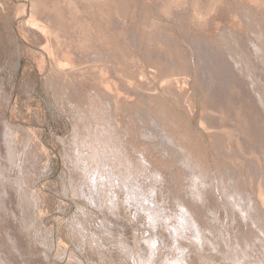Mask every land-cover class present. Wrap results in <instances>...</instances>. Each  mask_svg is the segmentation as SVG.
<instances>
[{
	"label": "rangeland",
	"instance_id": "obj_1",
	"mask_svg": "<svg viewBox=\"0 0 264 264\" xmlns=\"http://www.w3.org/2000/svg\"><path fill=\"white\" fill-rule=\"evenodd\" d=\"M263 49L264 0H0V264H264Z\"/></svg>",
	"mask_w": 264,
	"mask_h": 264
},
{
	"label": "bare ground",
	"instance_id": "obj_2",
	"mask_svg": "<svg viewBox=\"0 0 264 264\" xmlns=\"http://www.w3.org/2000/svg\"><path fill=\"white\" fill-rule=\"evenodd\" d=\"M44 1H45V0H44ZM67 1H68V0H67ZM81 2H82V1H81ZM116 2H117V1H116ZM118 2H119V0H118ZM134 2H135V1H134ZM75 3H76V2H75ZM91 3H92V2H91ZM125 3H126V2H125ZM46 4H47V3H46ZM65 4H66V3H65ZM69 4H70V2H69ZM72 4H73V3H72ZM76 4H77V3H76ZM123 4H124V3H123ZM93 5H94V4H93ZM112 5H113V4H112ZM121 5H122V4H121ZM87 6H88V5H87ZM124 6H125V5H124ZM136 6H137V5H136ZM143 6H144V5H143ZM57 7H59V5H58ZM64 7H65V6H64ZM80 7H81V6H80ZM101 7H102V6H101ZM120 8H121V7H120ZM44 9H46V8H44ZM49 9H50V8H49ZM49 9H48V10H49ZM57 9H58V8H57ZM62 9H63V7H62ZM73 9H74V8H73ZM79 9H80V8H79ZM110 9H111V8H110ZM131 9H132V8H131ZM261 9H262V8H261ZM95 10H96V9H95ZM103 10H104V9H103ZM127 10H128V9H127ZM133 10H134V9H133ZM39 11H40V10H39ZM45 11H46V10H45ZM54 11H55V10H54ZM93 11H94V10H93ZM36 12H37V11H36ZM65 12H66V11H65ZM110 12H111V11H110ZM113 12H114V11H113ZM78 13H79V12H78ZM84 13H85V12H84ZM135 13H136V12H135ZM242 13H243V12H242ZM44 14H45V13H44ZM46 14H47V13H46ZM57 14H58V13H57ZM81 14H82V13H81ZM24 15H25V14H24ZM47 15H48V14H47ZM54 15H55V14H54ZM67 15H68V14H67ZM76 15H77V13L75 14V16H76ZM95 15H96V14H95ZM106 15H107V14H106ZM73 16H74V15H73ZM86 16H87V15H86ZM98 16H99V13H98ZM101 16H102V15H101ZM126 16H127V15H126ZM43 17H44V16H43ZM48 17H49V16H48ZM76 17H77V16H76ZM261 17H262V16H261ZM70 18H71V17H70ZM82 18H83V17H82ZM49 19H50V17H49ZM88 19H89V18H88ZM92 19H93V18H92ZM95 19H96V18H95ZM97 19H98V18H97ZM106 19H107V18H106ZM38 20H39V19H38ZM72 20H73V19H72ZM77 20H78V19H77ZM89 20H90V19H89ZM137 20H138V19H137ZM40 21H41V20H40ZM58 21H59V20H58ZM80 21H81V20H80ZM91 21H92V20H91ZM110 21H111V20H110ZM116 21H117V20H116ZM89 22H90V21H89ZM112 22H113V21H112ZM133 22H134V21H133ZM49 23H52V22L49 21ZM75 23H76V22H75ZM86 23H87V22H86ZM91 23H92V22H91ZM104 23H105V21H104ZM116 23H117V22H116ZM150 23H151V22H150ZM45 24H46V23H45ZM47 24H48V23H47ZM56 24H57V23H56ZM113 24H114V22H113ZM48 25H49V24H48ZM52 25H54V24H52ZM57 25H58V24H57ZM67 25H68V24H67ZM67 25H66V26H67ZM93 25H94V24H93ZM99 25H100V24H99ZM103 25H104V24H103ZM133 25H134V24H133ZM133 25H132V26H133ZM145 25H146V24H145ZM151 25H152V24H151ZM97 26H98V25H97ZM114 26H115V25H114ZM123 26H124V25H123ZM155 26H156V25H155ZM157 26H158V25H157ZM51 27H52V26H51ZM108 27H109V26H108ZM110 27H111V26H110ZM133 27H134V26H133ZM138 27H140V26H138ZM94 28H95V27H94ZM121 28H122V27H121ZM125 28H126V27H125ZM41 29H42V27H41ZM63 29H64V28H63ZM65 29H66V28H65ZM108 29H109V28H108ZM112 29H113V28H112ZM112 29H111V30H112ZM145 29H146V28H145ZM154 29H155V28H154ZM200 29H201V28H200ZM66 30H67V29H66ZM73 30H74V29H73ZM96 30H97V29H96ZM114 30H115V27H114ZM114 30H113V31H114ZM109 32H110V31H109ZM119 32H120V31H119ZM133 32H134V31H133ZM148 32H149V31H148ZM52 33H53V32H52ZM100 33H101V32H100ZM153 33H154V32H153ZM82 34H83V33H82ZM86 34H87V33H86ZM130 34H131V33H130ZM145 34H146V33H145ZM50 35H51V34H50ZM143 35H144V34H143ZM112 36H113V35H112ZM114 36H115V35H114ZM116 36H117V35H116ZM119 36H120V35H119ZM119 36H117V37H119ZM107 37H108V35H107ZM148 37H149V36H148ZM120 38H121V37H120ZM49 39H50V38H49ZM54 39H55V38H54ZM226 39H227V38H226ZM125 40H126V39H125ZM125 40H124V41H125ZM50 41H51V40H50ZM95 41H96V40H95ZM114 41H115V40H114ZM232 41H233V39H232ZM238 41H239V40H238ZM253 41H254V40H253ZM242 42H243V41H242ZM41 43H42V42H41ZM106 43H107V42H106ZM232 43H233V42H232ZM43 44H44V43H43ZM112 44H113V43H112ZM118 44H120V43H118ZM54 45H55V44H54ZM58 45H59V44H58ZM60 45H61V44H60ZM114 45H115V44H114ZM232 45H233V44H232ZM62 46H63V45H62ZM105 46H106V45H105ZM235 46H236V45H235ZM58 47H59V46H58ZM106 47H107V46H106ZM89 48H90V47H89ZM111 48H112V47H111ZM51 49H52V48H51ZM54 49H55V48H54ZM56 49H57V48H56ZM82 49H83V48H82ZM109 49H110V48H109ZM127 49H128V48H127ZM229 49H230V48H229ZM233 49H234V48H233ZM75 50H76V49H75ZM120 50H121V49H120ZM242 50H243V49H242ZM61 51H62V50H61ZM64 51H65V50H64ZM93 51H94V50H93ZM116 51H117V53H118V50H116ZM151 51H153V50H151ZM263 51H264V49H263ZM263 51H262V52H263ZM126 52H128V51H126ZM157 52H158V50H157ZM160 52H161V51H160ZM234 52H235V51H234ZM86 53H87V52H86ZM92 53H94V52H92ZM95 53H96V52H95ZM153 53H154V52H153ZM236 53H237V52H236ZM260 53H261V52H260ZM70 54H71V53H70ZM83 54H84V52H83ZM96 54H97V53H96ZM103 54H104V53H103ZM120 54H121V53H120ZM120 54H119V55H120ZM158 54H159V53H158ZM227 54H228V53H227ZM262 54H263V53H262ZM78 55H79V54H78ZM107 55H108V54H107ZM156 55H157V54H156ZM160 55H162V53H160ZM179 55H180V54H179ZM232 55H233V53H232ZM82 56H83V55H82ZM82 56H81V57H82ZM87 56H88V55H87ZM89 56H90V55H89ZM115 56H116V55H115ZM132 56H133V55H132ZM235 56H236V54H235ZM240 56H241V57L243 56L242 53L240 54ZM90 57H91V56H90ZM97 57H98V56H97ZM108 57H109V56H108ZM126 57H128V56H126ZM152 57H153V56H152ZM230 57H232V56H230ZM237 57H238V56H237ZM261 57H264V56L262 55ZM62 58H63V56H62ZM100 58H101V57H100ZM121 58H122V57H121ZM165 58H166V57H165ZM169 58L171 59V57H169ZM179 58H180V57H179ZM182 58H183V57H182ZM226 58H227V57H226ZM233 58H234V57H233ZM242 58H243V57H242ZM85 59H86V58H85ZM251 59H252V58H251ZM60 60H62V59H60ZM115 60H116V59H115ZM243 60H244V59H243ZM259 60H260V59H259ZM261 60H262V59H261ZM141 61H142V60H141ZM182 61H183V60H182ZM233 61H235V59H234ZM240 61H241V60H240ZM78 62H79V61H78ZM118 62H119V61H118ZM123 62H124V61H123ZM123 62H122V63H123ZM139 62H140V61H139ZM156 62H157V61H156ZM169 62H170V60H169ZM177 62H178V61H177ZM250 62H251V61H249V64H251ZM179 63H180V62H179ZM262 63H264V62H262ZM160 64H161V63H160ZM165 64H167V62H166ZM244 64H245V63H244ZM247 64H248V63H247ZM247 64H246V65H247ZM81 65H82V64H81ZM100 65H101V64H100ZM112 65H113V64H112ZM114 65H115V64H114ZM240 65H241V64H240ZM109 66H110V65H109ZM155 66H156V65H155ZM158 66H159V65H158ZM183 66H184V65H183ZM235 66H236V65H235ZM237 66H238V65H237ZM240 67H241V66H240ZM82 68H83V67H82ZM101 68H102V67H101ZM109 68H110V67H109ZM112 68H113V67H112ZM236 68H238V67H236ZM247 68H248V67H247ZM55 69H57V68H55ZM120 69H121V68H120ZM120 69H119V70H120ZM169 69H170V67H169ZM176 69H177V68H176ZM180 69H181V68H180ZM180 69H179V71H180ZM184 69H185V68H184ZM59 70H60V69H59ZM67 70H68V69H67ZM248 70H249V69H248ZM69 71H70V70H69ZM83 71H84V70H83ZM164 71H165V70H164ZM59 72H60V71H59ZM71 72H72V71H71ZM75 72H76V69H75ZM87 72H88V71H87ZM94 72H95V70H94ZM119 72H120V71H119ZM246 72H247V71H246ZM111 73H112V72H111ZM115 73H116V72H115ZM159 73H160V72H159ZM254 73H255V72H254ZM50 74H51V73H50ZM64 74H65V73H64ZM77 74H78V73H77ZM68 75H69V73H68ZM82 75H83V74H82ZM100 75H101V74H100ZM117 75H118V74H117ZM50 76H51V75H50ZM102 76H103V75H102ZM107 76H108V75H107ZM127 76H128V75H127ZM155 76H156V75H155ZM163 76H164V75H163ZM67 77H68V76H67ZM96 77H97V76H96ZM129 77H130V76H129ZM252 77H253V76H252ZM117 78H118V76H117ZM133 78H134V77H133ZM133 78H132V79H133ZM54 79H55V78H54ZM85 79H86V78H85ZM108 79H109V77H108ZM120 79H121V78H120ZM165 79H166V78H165ZM179 79H180V78H179ZM113 80H114V79H113ZM81 81H82V80H81ZM83 81H84V80H83ZM97 81H99V80H97ZM126 81H128V80H126ZM129 81H130V80H129ZM140 81H141V80H140ZM252 81H253V80H252ZM262 81H263V77H262ZM94 82H95V81H94ZM53 83H54V81H53ZM63 83H64V82H63ZM97 83H98V82H97ZM113 83H114V81H113ZM136 83H137V82H136ZM144 83H145V82H144ZM257 83H258V82H257ZM263 83H264V82H263ZM56 84H57V83H56ZM74 84H75V83H74ZM122 84H123V82H122ZM169 84H171V83H169ZM253 84H255V83H253ZM60 85H61V84H60ZM69 85H70V84H69ZM96 85H97V84H96ZM124 85H125V84H124ZM263 85H264V84H263ZM91 86H92V85H91ZM139 86H140V85H139ZM146 86H147V85H146ZM121 87H122V85H121ZM143 87H144V86H143ZM154 87H155V86H154ZM79 88H80V87H79ZM116 88H117V87H116ZM260 88H261V87H259V89H260ZM262 88H263V86H262ZM262 88H261V89H262ZM85 89H86V88H85ZM95 89H96V88H95ZM177 89H178V88H177ZM180 89H181V88H180ZM259 89H257V90L255 89V90L257 91V93H258L259 96H260V100H259V102L261 101L262 104L264 105V90H263V89H262V90H261V89L259 90ZM65 90H66V89H65ZM74 90H75V89H74ZM82 90H83V89H82ZM135 90H136V89H135ZM92 91H93V90H92ZM111 91H112V90H111ZM131 91H132V89H131ZM131 91H130V92H131ZM177 91H178V90H177ZM179 91H180V90H179ZM217 91H218V88H217ZM71 92H72V91H71ZM125 92H126V91H125ZM137 92H138V91H137ZM90 93H91V92H90ZM106 93H107V92H106ZM109 93H110V92H109ZM140 93H141V92H140ZM142 93H143V92H142ZM146 93H148V92H146ZM179 93H180V92H179ZM66 94H67V93H66ZM73 94H74V92H73ZM81 94H82V93H81ZM103 94H104V92H103ZM151 94H152V93H151ZM220 94H221V93H220ZM71 95H72V94H71ZM110 96H111V94H110ZM125 96H126V95H125ZM138 96H139V95H138ZM151 96H152V95H151ZM221 96H222V94H221ZM247 96H248V95H247ZM249 96H250V95H249ZM106 97H107V96H106ZM219 97H220V96H219ZM231 97H232V96H231ZM86 98H87V97H86ZM128 98H129V97H128ZM128 98H127V99H128ZM160 98H162V97H160ZM163 98H164V97H163ZM213 98H215V95H214ZM241 98H242V97H241ZM70 99H71V98H70ZM123 99H124V98H123ZM234 99H235V98H234ZM245 99H246V98H245ZM245 99H244V100H245ZM80 100H81V99H80ZM100 100H101V99H100ZM105 100H106V99H105ZM133 100H134V99H133ZM138 100H139V99H138ZM161 100H162V99H161ZM167 100H168V99H167ZM215 100L217 101V99H215ZM238 100H239V99H238ZM78 101H79V99H78ZM88 101H89V100H88ZM123 101H124V100H123ZM208 101H209V100H208ZM248 101H249V100H248ZM104 102H105V101H104ZM129 102H130V101H129ZM158 102H159V100H158ZM176 102H177V100H176ZM206 102H207V101H206ZM221 102H222V101H221ZM221 102H220V103H221ZM229 102H230V100H229ZM239 102H240V101H239ZM79 103H80V102H79ZM83 103H85V102H83ZM156 103H157V102H156ZM209 103H210V101H209ZM216 103H217V102H216ZM223 103H225V102H223ZM253 103H254V102H253ZM75 104H76V103H75ZM102 104H103V103H102ZM106 104H107V103H106ZM138 104H139V103H138ZM161 104H163V103H161ZM204 104H205V103H204ZM258 104H259V103H258ZM258 104H257V105H258ZM87 105H88V104H87ZM225 105H226V104H225ZM80 106H81V105H80ZM110 106H111V104H110ZM116 106H117V105H116ZM137 106H138V105H137ZM139 106H140V105H139ZM210 106H211V105H210ZM226 106H227V105H226ZM235 106H236V105H235ZM260 106H262V105L260 104ZM127 107H128V105H127ZM152 107H153V106H152ZM206 107H207V106H206ZM217 107H218V104H217ZM217 107H216V108H217ZM230 107H231V106H230ZM84 108H85V107H84ZM150 108H151V107H150ZM172 108H173V107H172ZM185 108H186V107H185ZM216 108H215V109H216ZM108 109H109V108H108ZM232 109H234V108H232ZM139 110H140V109H139ZM139 110H138V111H139ZM163 110H164V109H163ZM165 110H166V107H165ZM235 110H236V109H235ZM122 111H123V109H122ZM138 111H137V112H138ZM159 111H160V110H159ZM227 111H228V110H227ZM232 111H233V110H232ZM248 111H249V110H248ZM101 112H103V111H101ZM112 112H114V111H112ZM119 112H120V111H119ZM135 112H136V111H135ZM233 112H234V111H233ZM260 112H261V111H260ZM110 113H111V112H110ZM126 113H127V112H126ZM126 113H125V114H126ZM163 113H164V112H163ZM163 113H162V114H163ZM166 113H168V112H166ZM169 113H170V112H169ZM179 113H180V112H179ZM224 113H225V112H224ZM249 113L251 114V112H249ZM258 113H259V112H258ZM262 113H263V112H262ZM118 114L120 115V113H118ZM139 114H140V112H139ZM146 114H147V113H146ZM162 114H161V115H162ZM220 114H221V113H220ZM240 114H241V113H240ZM77 115H78V113H77ZM87 115H89V114H87ZM121 115H122V114H121ZM126 115H127V114H126ZM147 115H148V114H147ZM221 115H222V114H221ZM230 115H231V113H230ZM89 116H90V115H89ZM114 116H116V115H114ZM114 116H113V118H114ZM143 116H144V115H143ZM150 116H151V115H150ZM150 116H147V117H149V119H150ZM159 116H160V115H159ZM168 116H169V115H168ZM215 116H216V115H215ZM218 116H220V115H218ZM226 116H227V115H226ZM255 116H256V115H255ZM82 117H83V116H82ZM172 117H173V116H172ZM172 117H171V118H172ZM212 117H213V116H212ZM221 117H222V116H221ZM262 117H264V116H262ZM87 118H88V117H87ZM107 118H108V117H107ZM134 118H135V117H134ZM143 118H144V117H143ZM152 118H153V116H152ZM169 118H170V116H169ZM171 118H170V119H171ZM201 118H202V117H201ZM210 118H211V116H210ZM214 118H215V117H214ZM251 118H252V116H251ZM253 118H254V117H253ZM256 118H257V117H256ZM258 118H259V117H258ZM78 119H79V118H78ZM111 119H112V118H111ZM149 119H148V120H149ZM153 119H154V118H153ZM155 119H156V118H155ZM185 119H186V118H185ZM143 120H144V119H143ZM150 120H151V119H150ZM156 120H157V119H156ZM156 120H155V122H156ZM176 120H177V119H176ZM205 120H206V119H205ZM207 120H208V119H207ZM212 120H213V119H211V121H212ZM228 120H229V119H228ZM262 120H263V119H262ZM79 121H80V120H79ZM92 121H93V120H92ZM100 121H101V120H100ZM106 121H107V120H106ZM133 121H134V120H133ZM141 121H142V119H141ZM157 121H158V120H157ZM169 121H170V120H169ZM172 121H173V120H172ZM223 121H224V120H223ZM236 121H237V120H236ZM244 121H245V118H244ZM84 122H85V121H84ZM108 122H109V121H108ZM147 122H148V121H147ZM150 122H151V121H150ZM152 122H153V121H152ZM159 122H160V121H159ZM238 122H239V121H238ZM259 122H260V121H259ZM259 122H258V123H259ZM262 122H263V121H262ZM174 123H175V122H174ZM188 123H189V122H188ZM205 123H206V122H205ZM231 123H232V122H231ZM239 123H240V122H239ZM258 123H257V125H258ZM263 123H264V122H263ZM125 124H126V123H125ZM129 124H130V123H129ZM144 124H145V123H144ZM207 124H208V123H207ZM259 124H261V123H259ZM112 125H113V124H112ZM126 125H127V124H126ZM133 125H134V124H133ZM162 125H163V124H162ZM172 125H174V124H172ZM181 125H182V124H181ZM212 125H213V123H212ZM214 125H215V123H214ZM229 125H230V123H229ZM235 125H236V124H235ZM239 125H240V124H239ZM88 126H89V125H88ZM88 126H87V127H88ZM106 126H107V125H106ZM106 126H105V127H106ZM109 126H110V125H109ZM114 126H115V125H114ZM127 126H128V125H127ZM141 126H142V125H141ZM144 126H145V125H144ZM157 126H158V125H157ZM168 126H169V125H168ZM175 126H176V125H175ZM230 126H231V125H230ZM96 127H97V126H96ZM96 127H95V128H96ZM110 127H111V126H110ZM115 127H116V126H115ZM123 127H124V126H123ZM150 127H151V126H150ZM155 127H156V126H154V128H155ZM160 127H161V126H160ZM160 127H159V128H160ZM165 127H166V126H165ZM176 127H177V126H176ZM249 127H250V126H249ZM108 128H109V127H108ZM127 128H128V127H127ZM130 128H131V127H130ZM145 128H146V127H145ZM162 128H163V127H162ZM222 128H223V127H222ZM233 128H234V126H233ZM253 128H254V127H253ZM106 129H107V128H106ZM122 129H123V128H122ZM135 129H136V128H135ZM149 129H151V128H149ZM166 129H167V128H166ZM215 129H216V128H215ZM101 130H102V129H101ZM109 130H110V132H111V129H109ZM115 130H116V128H115ZM125 130H126V129H125ZM129 130H131V129H129ZM133 130H134V129H133ZM153 130H155V129H153ZM217 130H218V129H217ZM241 130H242V129H241ZM77 131H78V130H77ZM106 131H107V130H106ZM137 131H138V130H137ZM140 131H141V130H140ZM150 131H151V130H150ZM165 131H166V130H165ZM255 131H256V130H255ZM81 132H82V131H81ZM114 132H115V131H114ZM123 132H124V131H123ZM129 132H130V131H129ZM131 132H132V131H131ZM131 132H130V133H131ZM222 132H224V131H222ZM256 132H257V131H256ZM260 132H261V131H260ZM106 133H107V132H106ZM117 133H118V132H117ZM166 133H167V132H166ZM169 133H170V132H169ZM262 133H263V132H262ZM262 133H261V135H262ZM124 134L126 135L125 132H124ZM135 134H136V133H135ZM162 134H163V133H162ZM173 134H174V133H173ZM224 134H225V132H224ZM230 134H231V133H230ZM110 135H112V134H110ZM116 135H117V134H116ZM169 135H170V134H169ZM113 136H115V135H113ZM119 136H120V134H118V138L120 139ZM133 136H134V135H133ZM155 136H156V135H155ZM212 136H213V135H212ZM108 137H109V136H108ZM161 137H162V136H161ZM170 137H171V136H170ZM175 137H176V136H175ZM118 138H117V139H118ZM186 138H187V137H186ZM197 138H198V137H197ZM201 138H202V137H201ZM226 138H227V137H226ZM254 138H256V137H254ZM111 139H112V137H111ZM115 139H116V138H114V140H115ZM117 139H116V140H117ZM122 139H123V138H122ZM164 139H165V138H164ZM260 139H261V138H260ZM260 139H258V140L260 141ZM262 139H263V138H262ZM120 140H121V139H120ZM123 140H124V139H123ZM123 140H122V141H123ZM166 140H167V139H166ZM172 140L174 141V139H172ZM225 140H226V139H225ZM263 140H264V139H263ZM175 141H176V140H175ZM200 141H201V140H200ZM228 141H229V140H228ZM241 141H242V140H241ZM253 141H254V140H253ZM115 142H116V141H115ZM171 142H172V141H171ZM171 142H170V143H171ZM214 142H216V140H215ZM109 143H110V142H109ZM122 143H123V142H122ZM168 143H169V141H168ZM175 143H176V142H175ZM178 143H179V142H178ZM180 143H181V142H180ZM212 143H213V142H212ZM222 143H223V142H222ZM112 144H113V142H112ZM117 144H118V142H117ZM166 144H167V143H166ZM176 144H177V143H176ZM223 144H224V143H223ZM250 144H251V142H250ZM118 145H119V144H118ZM118 145H117V146H118ZM120 145H121V144H120ZM167 145H168V144H167ZM173 145H175V144H173ZM177 145H178V144H177ZM177 145H176V146H177ZM218 145H219V144H218ZM225 145H226V143H225ZM239 145H240V144H239ZM258 145H259V143H258ZM179 146H180V145H178V150L176 149L177 151H179ZM206 146H207V145H206ZM118 147H119V146H118ZM118 147H117V148H118ZM170 147H171V146H170ZM173 147H174V146H173ZM180 147H181V146H180ZM222 147H223V145H222ZM259 147H260V146H259ZM119 148H120V147H119ZM174 148H177V147H174ZM181 148H182V147H181ZM187 148H188V146H187ZM253 148H254V147H253ZM255 148H256V146H255ZM263 148H264V147H263ZM122 149H123V147H122ZM126 149H128V148H126ZM145 149H146V148H145ZM183 149H184V148H183ZM183 149H181V151H182ZM185 149H186V148H185ZM149 150H150V149H149ZM164 150H165V149H164ZM173 150H175V149H173ZM181 151H179V153L182 155L181 157L183 158L184 153L182 154ZM225 151H226V150H225ZM234 151H235V150H234ZM128 152H129V151H128ZM149 152H150V151H149ZM186 152H187V150H186ZM190 152H191V151H190ZM236 152H237V151H236ZM261 152H262V151H261ZM126 153H127V151H126ZM239 153H240V152H239ZM258 153H259V152H258ZM263 153H264V152H263ZM263 153H262V154H263ZM185 154H186V153H185ZM212 154H213V153H212ZM234 154H235V153H234ZM125 155H126V154H125ZM169 155H170V153H169ZM173 155H174V154H173ZM176 155H177V154H176ZM189 155H190V153H189ZM222 155H223V154H222ZM222 155H221V156H222ZM232 155H233V154H232ZM129 156H130V155H129ZM224 156H225V155H224ZM142 157H143V156H142ZM173 157H174V156H173ZM177 157H178V156H177ZM179 157H180V155H179ZM181 157H180V158H181ZM189 157H190V156H189ZM195 157H196V156H195ZM207 157H208V155H207ZM242 157H243V156H242ZM143 158H144V157H143ZM180 158H179V159H180ZM252 158H253V157H252ZM259 158H261V157H259ZM96 159H97V158H96ZM124 159H125V158H124ZM223 159H224V158H223ZM240 159H241V157H240ZM92 160H93V159H92ZM94 160H95V159H94ZM126 160H127V158H126ZM139 160H140V159H139ZM132 161H133V159H132ZM148 161H149V160H148ZM183 161H185V160L183 159ZM187 161H188V160H187ZM191 161H192V159H190L189 162L191 163ZM195 161H197V160L195 159ZM236 161H237V160H236ZM136 162H137V161H136ZM181 162H182V161H181ZM189 162H188V164H190ZM226 162H227V161H226ZM237 162H238V161H237ZM245 162H246V160H245ZM248 162H249V161H248ZM248 162H247V163H248ZM255 162H256V161H255ZM147 163H148V162H147ZM185 163H187V162L185 161ZM185 163H181V164H184V165H185ZM194 164H195V163H194ZM194 164H193V165H194ZM197 164H198V163H197ZM229 164H230V163H229ZM140 165H141V164H140ZM150 165H151V164H150ZM193 165H192V168H193ZM204 165H205V164H204ZM255 165H256V164H255ZM96 166H97V165H96ZM123 166H124V165H123ZM190 166H191V165H190ZM226 166H227V165H226ZM226 166H225V168H226ZM84 167H85V166H84ZM99 167H100V166H99ZM125 167H126V166H125ZM149 167H150V166H149ZM188 167H189V165H188ZM197 167H198V166H197ZM122 168H124V167H122ZM181 168H182V167H181ZM189 168H190V167H189ZM95 169H96V168H95ZM98 169H99V168H98ZM101 169H102V168H101ZM187 169H188V168H187ZM193 169H194V170H195V169L197 170V169H199V167L196 168V166H195V168H193ZM204 169H206V168H204ZM181 170H182V169H181ZM202 170H203V169L200 170V171H201L200 173L203 175ZM206 170H207V169H206ZM208 170H209V168H208ZM221 170H222V169H221ZM262 170H263V169H262ZM183 171H184V170H183ZM191 171H192V170H191ZM203 171H204V170H203ZM93 172H94V171H93ZM111 172H112V171H111ZM197 172H199V170H198ZM96 173H97V172H96ZM99 173H101V172H99ZM194 173H196V172H194ZM200 173H199V174H200ZM207 173H208V172H207ZM252 173H253V172H252ZM257 173H258V172H257ZM257 173H256V174H257ZM259 173H260V172H259ZM97 174H98V173H97ZM115 174H116V173H115ZM190 174H191V173H190ZM201 174H200V175H201ZM240 174H241V173H240ZM102 175H103V173H102ZM112 175H113V174H112ZM200 175H198V176H200ZM209 175H210V174H209ZM209 175H208V176H209ZM246 175H247V174H246ZM191 176H192V175H191ZM210 176H211V175H210ZM250 176H251V175H250ZM262 176H263V175H262ZM100 177H101V174H100ZM100 177H99V178H100ZM193 177H196V178H197V175H194V174H193ZM200 177H201V176H200ZM204 177H205V176H204ZM211 177L213 178V176H211ZM211 177H209V178H211ZM102 178H103V177H102ZM113 178H114V177H113ZM189 178H190V177H189ZM196 178L194 179L195 181H196ZM205 178H206V177H205ZM209 178H208V180H209ZM245 178H246V177H245ZM259 178H260V177H259ZM91 179H92V178H91ZM100 179H101V178H100ZM119 179H120V178H119ZM191 179H192V181H194L193 178H191ZM197 179H199V178H197ZM249 179H250V178H249ZM256 179H257V178H256ZM108 180H109V179H108ZM200 180H201V179H200ZM202 180H204V178H203ZM202 180H201V181H202ZM187 181H188V180H187ZM197 181H198V180H197ZM204 181H205V180H204ZM206 181H207V179H206ZM212 181H214V178H213ZM247 181H248V180H247ZM249 181H250V180H249ZM258 181H259V180H258ZM263 181H264V179H263ZM100 182H101V181H100ZM202 182H203V181H202ZM216 182H217V181H216ZM243 182H245V180H244ZM104 183H105V180H104ZM110 183H111V182H110ZM116 183H117V182H116ZM208 183L210 184V182L207 181V184H205L204 186H205V187H207V186L209 187V184H208ZM262 183H263V182H262ZM150 184H151V183H150ZM198 184H199V187H200V188H197V185H198ZM200 184H201V183H197L196 185H195V183L193 184L194 187H195V188H194V192H195V190H196V188H197V192H195L194 195H198V197H199V198L201 197L200 199H202V201H203V197L206 196V193H205L206 191H205V190H207V189L202 188L203 186H200ZM203 184H204V183H203ZM211 184H212V182H211ZM216 184H217V183H216ZM95 185H96V184H95ZM201 185H202V184H201ZM206 185H207V186H206ZM213 185H214V187H216L215 184H212V186H213ZM218 185H219V184H218ZM218 185H217V187H218ZM101 186H102V184H101ZM152 186H153V185H152ZM243 186H244V185H243ZM97 187H99V186H97ZM139 187H140V186H139ZM139 187H138V189H139ZM208 187H207V188H208ZM115 188H116V187H115ZM118 188H119V187H118ZM136 188H137V186H136ZM184 188H185V187H184ZM209 188H210V187H209ZM245 188H246V187H245ZM258 188H259V187H258ZM100 189H101V188H100ZM212 189L214 190V188L211 187L210 190H212ZM246 189H247V188H246ZM111 190H112V189H111ZM140 190H141V189H140ZM142 190H143V189H142ZM184 190H186V189H184ZM217 190H218V189H217ZM217 190H216V191H217ZM240 190H241V189H240ZM103 191H104V190H103ZM112 191H113V190H112ZM115 191H116V190H115ZM143 191H144V190H143ZM249 191H251V190H249ZM211 192H212V191H211ZM214 192H215V190H214ZM242 192H245V191H242ZM242 192H241V193H242ZM111 193H112V192H111ZM115 193H116V192H115ZM192 193H193V192H192ZM257 193H258V192H257ZM208 194H209V192H208ZM208 194H207V195H208ZM248 194H249V193H248ZM129 195H130V194H129ZM129 195H128V196H129ZM215 195H216V194H215ZM237 195H238V193H237ZM242 195H243V194H242ZM113 196H114V195H113ZM230 196H231V195H230ZM238 196H239V195H238ZM250 196H251V195H250ZM129 197H130V196H129ZM196 197H197V196H196ZM198 197H197V198H198ZM251 197H252V196H251ZM136 198H137V197H136ZM138 198H139V197H138ZM236 198H237V196L235 197V199H236ZM238 198H239V197H238ZM238 198H237V199H238ZM242 198H243V197H242ZM246 198H247V197H246ZM191 199H192V197H191ZM194 199H195V198H194ZM237 199H236V200H237ZM144 200H145V199H144ZM192 200H193V199H192ZM207 200H208V199H207ZM233 200H234V199H233ZM247 200H249V199H247ZM250 200H251V199H250ZM253 200H254V199H253ZM195 201H196V199H195ZM202 201L200 202L201 205L204 204V202H202ZM219 201H220V200H219ZM234 201H235V200H234ZM255 201H256V200H255ZM108 202H109V200H108ZM136 202H137V201H136ZM183 202H184V201H182V203H183ZM193 202H194V201H193ZM197 202H199L198 199H197ZM197 202H196V203H197ZM249 202H250V201H249ZM187 203H188V202H187ZM200 203L198 204V208H200V206H201ZM245 203H246V202H245ZM218 204H219V203H218ZM181 205H182V204H181ZM183 205H184V204H183ZM183 205H182V206H183ZM199 205H200V206H199ZM247 205H248V204H247ZM203 206H204V205H203ZM185 207H186V206H185ZM187 207H188V206H187ZM192 207H194V206H192ZM232 207H233V205H232ZM244 207H247V206H244ZM244 207H243V208H244ZM215 209H216V208H215ZM190 210H191V209H190ZM205 210H206V209H205ZM205 210H204V211H205ZM216 210H217V209H216ZM241 210H242V209H241ZM241 210H239V211H241ZM192 211H193V210H192ZM196 211H198V210H196ZM196 211H195V212H196ZM219 211H220V209H219ZM245 211H246V210H245ZM190 212H191V211H190ZM190 212H189V213H190ZM232 212H233V211H232ZM247 212H248V211H247ZM193 213H194V211H193ZM241 213H242V212H241ZM241 213H240V216L242 215ZM251 213H252V212H251ZM259 213H260V212H259ZM261 213H262V212H261ZM183 214H184V213H183ZM190 214H191V213H190ZM243 214H244V213H243ZM247 214H248V213H247ZM216 215H217V214H216ZM156 216H157V215H156ZM187 216H188V215H187ZM192 216H193V215H192ZM199 217H200V216H199ZM147 218H148V217H147ZM150 218H151V217H150ZM158 218H159V217H158ZM234 218H235V217H234ZM152 219H153V218H152ZM258 219H259V218H258ZM196 220H197V219H196ZM232 220H233V219H232ZM232 220H231V221H232ZM155 221H157V220H155ZM194 221H195V220H194ZM201 221H202V219H201ZM253 221H254V219H253ZM256 221H258V220H256ZM262 221H263V220H262ZM190 222H191V221H190ZM214 222H215V221H214ZM149 223H150V222H149ZM156 223H157V222H156ZM245 224L247 225V223H245ZM217 225H218V224H217ZM200 226H201V225H200ZM173 227H174V226H173ZM207 227H208V226H207ZM219 227H220V226H219ZM152 228H154V227H152ZM171 228H172V226H171ZM174 228H175V227H174ZM259 228H260V227H259ZM176 229H177V228H176ZM172 230H173V228H172ZM210 230H212V229H210ZM216 230H217V229H216ZM219 230H220V229H219ZM208 231H209V229H208ZM176 232H177V230H176ZM213 232H214V231H213ZM218 232H219V231H218ZM263 232H264V231H263ZM178 233H179V231H178ZM251 233H252V232H251ZM253 233H254V232H253ZM202 235H203V234H202ZM220 235H221V234H220ZM254 236H255V235H254ZM153 237H154V236H153ZM216 237H217V236H216ZM252 237H253V236H252ZM217 238H218V237H217ZM248 238H249V237H248ZM248 238H247V239H248ZM149 239H150V238H149ZM252 239H253V238H252ZM197 240H198V239H197ZM216 240H217V239H216ZM153 241H154V239H153ZM236 241H237V240H236ZM263 241H264V240H263ZM194 242H195V241H194ZM203 242H204V241H203ZM217 242H218V241H217ZM222 243H223V242H222ZM262 243H263V242H262ZM246 244H247V243H246ZM246 244H245V245H246ZM255 244H256V243H255ZM216 245H217V244H216ZM239 246H240V245H238V247H239ZM151 247H152V246H151ZM214 247H215V246H214ZM233 247H234V246H233ZM242 247H243V246H242ZM154 248H155V247H154ZM252 248H253V247H252ZM224 249H225V248H224ZM253 249H254V248H253ZM207 250H208V249H207ZM209 251H210V250H209ZM207 252H208V251H207ZM241 252H242V251H241ZM223 253H224V252H223ZM251 253H252V252H251ZM152 254H153V252H152ZM252 256H253V255H252ZM153 257H154V256H153ZM231 257H232V256H231ZM247 257H248V256H247ZM256 257H257V256H256ZM172 258H173V257H172ZM169 259H170V258H169ZM253 262H254V261H253ZM175 263H176V262H175ZM244 263H245V262H244ZM170 264H171V263H170ZM172 264H173V263H172ZM242 264H243V263H242ZM250 264H251V263H250Z\"/></svg>",
	"mask_w": 264,
	"mask_h": 264
}]
</instances>
